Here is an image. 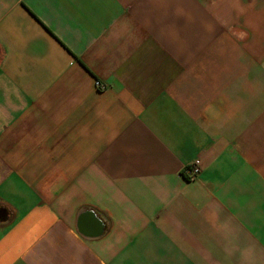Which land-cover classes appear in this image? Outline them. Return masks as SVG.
Returning a JSON list of instances; mask_svg holds the SVG:
<instances>
[{
	"label": "crops",
	"instance_id": "1",
	"mask_svg": "<svg viewBox=\"0 0 264 264\" xmlns=\"http://www.w3.org/2000/svg\"><path fill=\"white\" fill-rule=\"evenodd\" d=\"M0 264H264V0H0Z\"/></svg>",
	"mask_w": 264,
	"mask_h": 264
},
{
	"label": "built area",
	"instance_id": "2",
	"mask_svg": "<svg viewBox=\"0 0 264 264\" xmlns=\"http://www.w3.org/2000/svg\"><path fill=\"white\" fill-rule=\"evenodd\" d=\"M99 85V83H97ZM201 172V160L195 159L184 170L183 174L187 180H194Z\"/></svg>",
	"mask_w": 264,
	"mask_h": 264
}]
</instances>
